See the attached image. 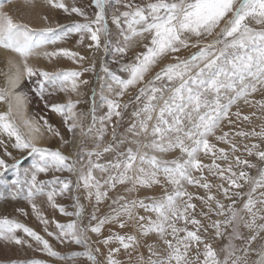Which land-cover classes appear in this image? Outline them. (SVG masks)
Segmentation results:
<instances>
[{
  "label": "rangeland",
  "instance_id": "374dc122",
  "mask_svg": "<svg viewBox=\"0 0 264 264\" xmlns=\"http://www.w3.org/2000/svg\"><path fill=\"white\" fill-rule=\"evenodd\" d=\"M52 2L62 22L33 40L74 67L31 89L81 139L71 156L5 125L24 152L0 154V234L32 246L0 264H264V0Z\"/></svg>",
  "mask_w": 264,
  "mask_h": 264
},
{
  "label": "bare ground",
  "instance_id": "6f19581e",
  "mask_svg": "<svg viewBox=\"0 0 264 264\" xmlns=\"http://www.w3.org/2000/svg\"><path fill=\"white\" fill-rule=\"evenodd\" d=\"M59 10L52 0H0V90H4V101L0 100V125L2 127L0 128V154L5 156L8 161L14 157H21L24 152V150H15L12 143L13 135H8L7 132L3 131L6 127L5 125L12 128V123H17L20 131L26 136L29 146L53 145L60 148L63 147L71 156L76 154L77 145L81 139L79 126L76 124L74 129H71L72 132L70 134L60 129L57 130L52 125V122L60 120L62 117L55 115L56 119L54 120V114L52 113V115L48 116L49 122L44 124V119H41L39 116L41 114L39 109L40 107H43L44 110L46 109V116L48 114L47 108L39 104L32 92V84L29 79L33 72H42L44 70L53 72L64 67H74L73 58L70 57L71 59L64 63L63 53L56 50L60 48L55 45H62V42L55 43L52 41L49 43L37 38L36 41L32 37L38 33L41 36L43 30L55 29L62 22L59 19ZM117 12L118 10H114L111 12V15ZM183 14L178 19L187 21L188 18L185 15L183 16ZM4 39L6 44L3 43ZM84 77H86L85 86H72L74 97L82 98L83 93H86L88 85L91 83L92 75ZM84 90L85 92H83ZM66 94L67 92L63 94L65 98ZM100 108L101 105L97 106V111ZM8 115L12 119L9 120L10 122L6 120ZM70 118L72 122L76 121L73 115ZM62 134L67 139L65 142L62 139ZM88 141L89 139L86 142ZM84 190L81 189L86 202H88L89 195ZM40 203L43 205V197H40L36 202L26 204L28 212L25 219L29 220L34 228L35 226L43 227L48 222L42 211H36ZM55 213L57 218L63 219V215L56 211ZM30 246H32V243L30 244L24 236L19 234L16 236L9 234L4 236V234H0V257L2 256V258L4 255L6 257H9V255L27 257L30 254L28 252L30 251ZM263 254L264 243L261 253L258 254L257 262H260V259L264 256Z\"/></svg>",
  "mask_w": 264,
  "mask_h": 264
}]
</instances>
